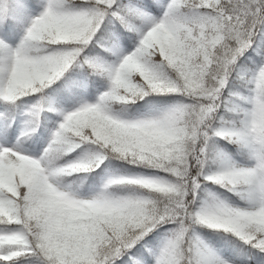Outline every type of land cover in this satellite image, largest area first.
I'll return each mask as SVG.
<instances>
[{"label":"snow or ice","instance_id":"1","mask_svg":"<svg viewBox=\"0 0 264 264\" xmlns=\"http://www.w3.org/2000/svg\"><path fill=\"white\" fill-rule=\"evenodd\" d=\"M0 264H264V0H0Z\"/></svg>","mask_w":264,"mask_h":264}]
</instances>
